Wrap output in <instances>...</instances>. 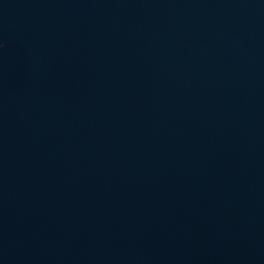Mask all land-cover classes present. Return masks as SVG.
<instances>
[{"label":"water","instance_id":"95a60500","mask_svg":"<svg viewBox=\"0 0 264 264\" xmlns=\"http://www.w3.org/2000/svg\"><path fill=\"white\" fill-rule=\"evenodd\" d=\"M0 264H264V0H0Z\"/></svg>","mask_w":264,"mask_h":264}]
</instances>
